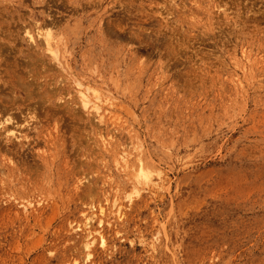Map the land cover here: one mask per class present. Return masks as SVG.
<instances>
[{
  "label": "rangeland",
  "instance_id": "rangeland-1",
  "mask_svg": "<svg viewBox=\"0 0 264 264\" xmlns=\"http://www.w3.org/2000/svg\"><path fill=\"white\" fill-rule=\"evenodd\" d=\"M0 103V264H264V0H0Z\"/></svg>",
  "mask_w": 264,
  "mask_h": 264
},
{
  "label": "bare ground",
  "instance_id": "bare-ground-1",
  "mask_svg": "<svg viewBox=\"0 0 264 264\" xmlns=\"http://www.w3.org/2000/svg\"><path fill=\"white\" fill-rule=\"evenodd\" d=\"M26 31H27V30H26ZM27 35H28L29 38L32 37L31 34H30L29 32H27ZM38 35H40V36L43 37V38L41 39V41L43 40L44 43H45L44 46H45V47L47 46V47H46V50L49 49L48 51H51V50L53 49V47H54V46L51 47V46H52V38H50L51 36H50L49 34H47V35L44 34V35H43V34H41V33H38ZM31 41H33V40H31ZM43 41H42V42H43ZM47 48H48V49H47ZM54 51H56V49H55ZM49 53H50L51 55H54V56H50V57H53V58L55 57L54 60L57 59L56 56H57L58 54H57V55H56V53L53 54V51H51V52H49ZM31 55H32V54H31ZM41 62H42V61H41ZM31 65H32V63H31ZM38 69H39V68H38ZM35 75H36V74H35ZM32 85H33V84H32ZM32 85H30V86H32ZM28 86H29V85H28ZM79 87H81L80 84H79ZM33 88H34V87H33ZM27 89H29V88L27 87ZM1 92H2V91H1ZM30 93H31V92H30ZM78 93H79V99H80V102H81L82 107H87V106L89 105V103L91 102V100H90V98H89V96H88V93H87V89H84V88L82 89V88H81L80 90H78ZM8 97H9V96H8ZM11 100H12V99H11ZM3 103H4V102H3ZM9 103H10V102H9ZM0 104H1V103H0ZM4 104H5V103H4ZM12 105H13V104H12ZM17 105H18V104H17ZM4 107H5V106H4ZM4 107H3V108H4ZM5 108H6V107H5ZM5 108H4V110L1 109L2 112H4V113H5V110L7 111V110L9 109V108H8V109H5ZM28 108H29V107H28ZM92 108H93L94 110L97 111V110H98V105H94ZM12 109H13V108H12ZM17 110H18V109H17ZM10 111H11V110L7 111L8 115L10 114ZM0 113H1V112H0ZM4 113H3V114H4ZM3 114H2V115H3ZM5 114H6V113H5ZM25 114H26V113H25ZM8 115H7V116H8ZM12 115H13V114L11 113V116H12ZM21 115H22V114H21ZM4 116H6V115H3V117H4ZM7 116H6V117H7ZM13 116H15V114H14ZM13 116H12V117H13ZM16 116H17V115H16ZM16 116H15V119H16V121L19 122V120H20V119H19V116H18V120H17ZM27 116H28V115H27ZM8 117H9V118H8V119H9V122H8V120H6L5 117H4L5 119L2 118V117L0 118V119L4 120L2 123L0 122V127H1V125L4 126V124H6V123H9V124H8L9 127H11V125L14 124L13 122H11V123H13V124L10 125V120H11V118H10V116H8ZM12 119H14V118H12ZM21 119H22V118H21ZM12 121H14V120H12ZM21 121H22V120H21ZM14 122H15V121H14ZM15 124H17V123L15 122ZM21 125H22V124H21ZM13 126H14V125H13ZM13 126H12V128H13ZM17 127H18V126H17ZM14 128H15V127H14ZM3 129H5V132L8 134V136H11V137H13V138H15V139H17V140L20 138V137H18L16 134H14V131L9 130V129L5 128V127H3ZM23 129H24V128H23ZM2 135L4 136V134H2ZM23 135H24V134H23ZM0 137H2L1 134H0ZM21 137H22V136H21ZM24 137H25V135H24ZM2 138H3V137H2ZM4 138H5V136H4ZM4 138H3L2 140H4ZM10 139H12V138H10ZM10 139H9V140H10ZM22 139H23V138H22ZM27 139H28V138H27ZM2 140H1L0 142H3ZM19 140H20V139H19ZM19 140H18V141H19ZM4 141H5V140H4ZM13 141H16V140L13 139ZM13 141H12V143H13ZM6 142H7V145H8V142H9V141H6ZM6 142H4L3 144L5 145ZM19 142H20V141H19ZM16 143H17V141H16L15 144H14L15 147L13 146L15 149H16ZM1 144H2V143H1ZM24 144H26V143H24ZM24 144H23V145H24ZM4 145H3V146H4ZM7 145H5L6 148H7ZM8 147H9V146H8ZM6 148H5L4 150H7V152H8V149H6ZM11 148H12V147H11ZM20 148H21V147H20ZM20 148H19L18 150H20ZM25 148H26V147H25ZM1 149H2V148H1ZM12 150H13V149H12ZM23 152H24V151H23ZM8 153H9V152H8ZM10 153H11V152H10ZM19 153H20V151H19ZM14 154H15V153H14ZM14 154H13V155H14ZM24 154H26V153H24ZM22 156H23V153H22ZM144 170H145V169H143V166L140 165V167H139L140 175H143V174H144V173H143ZM89 220H90V219H89ZM87 222H88V221H87ZM87 222H86V223H87ZM88 224H89V222H88ZM86 225H87V224H86ZM84 247H85L86 249H88V248H89V243H86Z\"/></svg>",
  "mask_w": 264,
  "mask_h": 264
}]
</instances>
